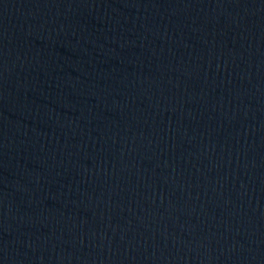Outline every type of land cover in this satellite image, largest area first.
I'll use <instances>...</instances> for the list:
<instances>
[{
    "label": "water",
    "instance_id": "water-1",
    "mask_svg": "<svg viewBox=\"0 0 264 264\" xmlns=\"http://www.w3.org/2000/svg\"><path fill=\"white\" fill-rule=\"evenodd\" d=\"M0 264H264V0H0Z\"/></svg>",
    "mask_w": 264,
    "mask_h": 264
}]
</instances>
